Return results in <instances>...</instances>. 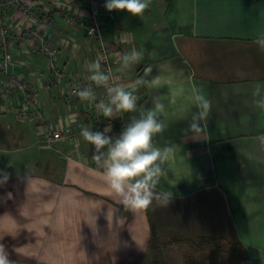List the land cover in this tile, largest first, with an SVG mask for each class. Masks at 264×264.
I'll use <instances>...</instances> for the list:
<instances>
[{"label": "crops", "instance_id": "obj_1", "mask_svg": "<svg viewBox=\"0 0 264 264\" xmlns=\"http://www.w3.org/2000/svg\"><path fill=\"white\" fill-rule=\"evenodd\" d=\"M100 3L109 12L106 0ZM111 12L103 30L117 82L160 77L158 86H138L135 94L138 107L152 109L157 100L164 105L158 116L165 128L153 142L174 146L175 153L157 191L172 193V200L168 207L125 209L109 194L93 148L80 135L85 126L119 135L138 112L105 118L80 98L68 108L62 86L42 87L46 118L53 125L70 120L78 141L55 144L59 162L45 166L50 175L37 183L36 196L0 198V243L12 264H142L154 236L240 243L249 264H264V146L257 139L264 133V111L251 97L252 86L264 83V51L254 43L264 35V0H152L143 17ZM56 24L58 37L76 35L75 45L59 52L60 65L73 77L89 76L86 63L100 59L97 42L83 43V33L61 18ZM133 48L143 59L117 71L118 58ZM13 59L27 74L44 73L43 83L41 61L18 54L16 46ZM193 86L212 105L199 133L189 128ZM97 98L106 99L104 88Z\"/></svg>", "mask_w": 264, "mask_h": 264}, {"label": "clouds", "instance_id": "obj_2", "mask_svg": "<svg viewBox=\"0 0 264 264\" xmlns=\"http://www.w3.org/2000/svg\"><path fill=\"white\" fill-rule=\"evenodd\" d=\"M152 0H106L107 11H126L133 17H143L150 8ZM264 51V35H259L254 41ZM143 59V53L133 48L117 60L120 67L117 71L129 69ZM90 73L88 80L106 91V99H99L93 90V83L79 88L76 95L82 101L94 103L98 114L105 118H119L121 114L139 113L132 116L122 128L119 135H110L112 129L104 127L103 131L82 127L80 135L93 148L92 159L103 170L109 194L119 204L129 211L147 210L154 203L159 207H168L172 193L158 192L157 186L162 177L167 175L165 165L173 158L174 146L159 147L153 139L164 131L165 124L159 119L158 113L164 105L157 100L152 109L138 107L139 97L135 94L138 86L156 87L160 77L152 80L138 78L135 82L123 84L114 82L113 75L101 68V60L88 62L85 65ZM150 72L151 69L145 70ZM243 76V72H237ZM253 106L264 111V83H255L251 91ZM190 107L195 111L191 114L190 130L193 133L201 131V121L206 120L211 113V101L203 91L195 86L188 97ZM257 139L264 146V133ZM8 180L7 173H0V184ZM15 238V237H12ZM4 237H0L3 240ZM0 264H12L3 243H0Z\"/></svg>", "mask_w": 264, "mask_h": 264}, {"label": "built area", "instance_id": "obj_3", "mask_svg": "<svg viewBox=\"0 0 264 264\" xmlns=\"http://www.w3.org/2000/svg\"><path fill=\"white\" fill-rule=\"evenodd\" d=\"M101 0H0V112L13 114L18 120H28L37 124L40 140L48 147L56 143H77L78 135L72 131L70 120H59L53 125L46 118L39 92L43 88L52 89L62 86V99L72 108L79 99L76 91L87 87L88 76L73 77L59 63V52L73 47L76 35L71 31L63 37L57 36V18H61L70 29L83 33L82 42L95 40L101 67L113 75L117 82L111 62V50L104 37L103 24L112 12L102 11ZM33 61H41L47 74L25 73L14 62L13 49ZM32 77L37 78L34 82ZM43 84V85H42ZM103 87L97 88L96 92ZM98 102V100H97ZM93 113L97 109L90 103Z\"/></svg>", "mask_w": 264, "mask_h": 264}, {"label": "rangeland", "instance_id": "obj_4", "mask_svg": "<svg viewBox=\"0 0 264 264\" xmlns=\"http://www.w3.org/2000/svg\"><path fill=\"white\" fill-rule=\"evenodd\" d=\"M58 159L59 154L52 148L41 146L35 122L0 112V173L8 175L7 182L0 184V198L36 196L33 189L50 175L45 166L59 162ZM219 247V250L212 247L201 250L186 242L170 243L156 238L142 264H161L159 251L165 264H233L228 255L230 247L225 244Z\"/></svg>", "mask_w": 264, "mask_h": 264}, {"label": "trees", "instance_id": "obj_5", "mask_svg": "<svg viewBox=\"0 0 264 264\" xmlns=\"http://www.w3.org/2000/svg\"><path fill=\"white\" fill-rule=\"evenodd\" d=\"M153 240H156L155 236L151 239L150 244L152 243ZM176 241L186 242L190 246L197 245L199 249L201 250L205 249V247H212L216 250H219L220 249L219 245L225 244L230 247L228 251V255L230 256L233 264H249L248 252L245 250V248L240 243L230 244L222 239H215V238H210V237H201V238H198L196 241L184 240V239H177ZM159 256H160L159 259H161V264H165L162 260L160 251H159Z\"/></svg>", "mask_w": 264, "mask_h": 264}]
</instances>
